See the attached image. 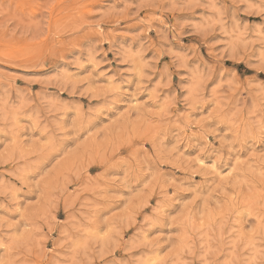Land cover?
Instances as JSON below:
<instances>
[{
	"label": "rangeland",
	"instance_id": "1",
	"mask_svg": "<svg viewBox=\"0 0 264 264\" xmlns=\"http://www.w3.org/2000/svg\"><path fill=\"white\" fill-rule=\"evenodd\" d=\"M0 264H264V0H0Z\"/></svg>",
	"mask_w": 264,
	"mask_h": 264
}]
</instances>
